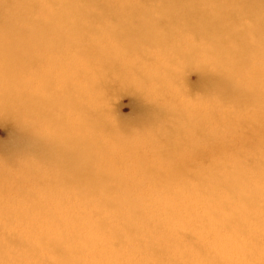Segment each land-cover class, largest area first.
I'll use <instances>...</instances> for the list:
<instances>
[{
	"label": "rangeland",
	"instance_id": "rangeland-1",
	"mask_svg": "<svg viewBox=\"0 0 264 264\" xmlns=\"http://www.w3.org/2000/svg\"><path fill=\"white\" fill-rule=\"evenodd\" d=\"M37 1L39 6H33L29 18H41L45 24L58 21L46 15L57 13L60 3ZM88 1L76 0L72 7L75 13L86 15L79 20L80 26L97 29L89 40L96 42L102 54L93 66L81 64V58L66 50L72 40L67 36L0 37V44L25 43L0 46V105L7 108L0 114V264H60V259L72 264H264L263 63L253 61L251 72L255 78L252 93L260 92L259 97L241 102L231 95L218 103L209 94L212 86L203 82L206 75L197 68L214 52L211 44L193 38L189 30L176 32L180 37L176 48L188 50L187 63L195 65L188 69L172 47L160 49L148 41L143 45L132 41L151 39L157 25H187V21L204 18H223L226 26L231 19H240L243 30L251 17L264 18L260 7L259 15L246 12L252 5L264 6V0H164L167 23L159 22V12L150 4L144 20L141 0L131 3L136 12L131 18L136 21L117 17L91 21L90 16L102 15V9L112 13L120 0L112 5L109 0H92L95 6ZM0 3L12 8L9 16L20 26L13 15L18 13L17 0ZM212 8L226 13L200 14ZM79 17H70V22ZM142 24L149 28L142 33L117 30L108 39L104 35L110 32H101L102 27ZM94 71L109 84L99 94L102 117L97 119L108 125L102 136L97 133L102 143L110 141V130L121 129L120 135L133 133L146 140L181 143L182 159L153 164V170L163 171L162 190L166 188L168 194L155 192V179L144 174L143 165L119 156L102 164L104 172L101 169L97 176L101 187L87 196L66 188V183L73 182L68 162L81 160L80 74L91 76ZM207 73L217 74L212 66ZM161 76L173 79L162 83V99L168 100L162 104V113L156 110L161 105L154 106L152 101L159 90L144 80ZM197 81L202 86L199 89L193 87ZM235 83L231 82V88ZM241 87L246 90L247 83ZM142 108L147 109L146 115ZM187 108L199 113L201 122L195 128ZM208 108L213 112L208 113ZM212 116L214 121L203 125ZM20 117L27 124V131L21 134L14 131ZM178 117L186 120L180 124ZM242 121L248 124L241 127ZM174 126L180 132H171ZM68 148L73 156L66 154ZM106 148L110 150L112 144L107 143ZM134 156L149 159L150 153L141 148ZM92 158L91 171L101 164L98 155ZM185 164L187 175L168 183L172 171L184 169ZM211 170L221 179L227 172L234 177L233 183L210 182ZM105 201L118 209H100ZM127 209L133 211L136 223ZM227 220L235 223L234 228L226 225ZM130 223L136 224L131 239ZM57 240L63 243L55 244Z\"/></svg>",
	"mask_w": 264,
	"mask_h": 264
},
{
	"label": "bare ground",
	"instance_id": "bare-ground-1",
	"mask_svg": "<svg viewBox=\"0 0 264 264\" xmlns=\"http://www.w3.org/2000/svg\"><path fill=\"white\" fill-rule=\"evenodd\" d=\"M76 0H47V2L52 3H60V10L57 13L48 12L46 17H49L50 19L58 20L54 22L53 24H45L42 19L38 20H32L29 18V13L31 11H34L33 6H39L37 0H17V7H18V13H13V15L17 16L14 17L17 21H20V26H18V23L13 20L11 16H9V13L12 11V8L8 5H5L4 3H0V37L1 36H15V37H33L36 34H40L42 36L50 35V34H59L63 36L70 37L72 40L67 42L66 50H71L72 54H76L79 58H81V64L87 63L88 66L95 65L96 61H98L99 55L102 53L97 50L96 42L90 41L89 36H92L97 29L95 26H87L82 27L78 23L80 19H83L86 15L84 12L75 13L73 11L72 5L75 4ZM115 0H109L108 4L112 5ZM169 3L176 2L177 0H167ZM132 0H120V5L117 9H114L112 13L106 12L104 9H102V15L99 16H90L91 21H103V20H110L115 17L119 21H136L133 20L131 17V14H136L135 8L131 9V3ZM136 2V1H135ZM164 0H141V12L143 14L144 20L147 18V12H148V4L154 6L157 8V11L159 12V22H169L166 21V13H164L162 5ZM88 4L90 6H95L92 3V0L88 1ZM24 5H30L27 6V8L22 9ZM116 6V5H115ZM251 6V5H249ZM257 7H260L264 10V6L259 5H252L247 13H251L254 16L259 15L256 14L258 12ZM120 11L119 14L116 15V13ZM210 12V13H207ZM244 12V11H242ZM208 14L209 16H223L226 12L219 11L217 12L215 8L208 9L206 12H201L200 14ZM198 13V15H200ZM77 15H80L78 19H76L75 22H70V17H75ZM89 21V20H87ZM114 21V20H110ZM200 21V22H198ZM174 23H178V21H173ZM230 26H226L224 23L223 18H204L203 20L200 19H194L192 21H187V25H178V24H172L167 23L163 25H167V27H163L161 25H157L162 28V30L159 27H155L153 29V36L152 38L148 39L145 38L139 39L138 41H134V43H141V45L146 44L145 42L148 41V44H152L154 46L159 47L162 49L163 47H172L173 54L177 58L183 61L184 64L188 67V69H193L195 67L192 63H187L189 58L188 50H182V48H176L177 41H179L180 37L176 36L179 32H182L184 29L189 30L190 32H193L191 36L196 39H202L203 41L208 42L212 45L213 51L212 53H208L206 55V60L203 61V64L198 68L199 72H202L206 76L203 77V82H209V84L212 86L211 91L209 94L214 97V99L218 103H224L223 101L226 99V97H230L231 95H234V100H238L241 102H245L251 99H255L260 96V92H255V95H253V87L252 81L255 80V78L251 75V72L253 71V61L263 63L264 65V18L261 17H251L250 23L248 25V28H245L241 30V24L240 19H231L230 20ZM64 23H70V24H64ZM191 27V28H189ZM193 28V29H192ZM105 29V30H103ZM139 32L143 30H148L149 28L146 27L145 24H142L140 26L132 27L128 25H123L118 28L109 29L102 27L101 32H110L109 36L105 34L104 36H107L108 39L115 36L117 33V30L126 32L128 30H131V32H136L137 30ZM163 31V32H162ZM164 31H167L164 33ZM196 32V33H195ZM142 33V32H141ZM247 34H250L252 37L250 38ZM121 36V35H119ZM82 40L78 41V38H81ZM140 37V36H139ZM125 39V38H118ZM129 40V39H128ZM78 41V42H77ZM115 41V40H113ZM5 46H16L20 44H25L22 42H2ZM80 43V45H79ZM26 44H33L32 42H28ZM85 47V48H84ZM99 49V48H98ZM215 53V54H213ZM194 55V53H191ZM91 58V59H90ZM211 66L215 69L217 74H211L209 75L208 70L211 68ZM113 71H115L113 69ZM193 71V70H191ZM99 71H94L93 75H85L82 76V73L80 74V90H81V96H80V117L83 120L82 122V139H81V145H80V155L81 160L79 163H72L68 162V165L70 166L71 170L68 172L70 176L72 177L73 182L70 184L66 183V188L73 189V191H79V196H87L90 192L94 191L98 187H101V185L98 183L97 176L100 172H104L102 169L103 163L112 160H116L118 156L121 159H132L138 162L139 164L143 165L144 167H141L144 169V174L148 177H151L152 179H155V185L156 188L155 192L162 195L168 194L166 193V188L163 191L162 190V178H166L164 176L163 171L161 170H153L155 163H161L162 162H174L178 161L179 158L182 159V150H181V143L180 142H156L155 140H146L145 138H142L138 135H135L133 133L129 134H122L120 135V131H112L110 130V141L102 143V139L100 140L98 137V132L102 136V131L107 128L108 125L103 123L102 121L98 120L97 117H102L101 112H98L100 110V101L101 97L99 94H102V90H105L109 87L108 83H105V77L101 74L99 75ZM196 72V71H193ZM196 72V73H199ZM144 79V78H143ZM146 82L153 84L158 90L159 93L156 96H152L153 105L160 104L161 107L158 110L162 113V104H167V99H162V83H169L172 81V77L168 78H162V76L159 79H155L153 77H148V79H144ZM113 81V80H112ZM237 84L236 86L232 87L230 86L231 82H235ZM246 82L247 88L246 90H243L241 87V83ZM114 83V82H113ZM193 87H196L199 89V87H202L195 83ZM249 89V91H248ZM200 92V90L198 91ZM84 99H87L84 101ZM233 101L231 104L237 105V103ZM86 102V104L84 103ZM230 104V103H229ZM7 110L6 107H1L0 105V114L5 113ZM188 112H190V122H194V128L200 124L201 121L199 120V113L187 108ZM142 112L146 115L147 109L142 108ZM213 109L208 108V113H212ZM172 116H176L177 113L170 112ZM188 116V115H187ZM25 117H20L15 122V128L14 131L21 134L26 132L27 130V124L26 121H24ZM198 119V120H197ZM210 119V118H209ZM186 120L184 118L181 121ZM178 121H180L178 117ZM180 121V124H181ZM210 121H214V117L212 116L211 119L208 121V125ZM248 124L247 121H242L241 127H245ZM231 125V124H229ZM29 129L33 130V128ZM110 127V126H109ZM178 126H174L171 129V132L178 133L179 131ZM121 136V138H120ZM86 137V138H85ZM111 143L112 148L108 150L106 148V144ZM114 147V148H113ZM148 149V152L150 153L149 159H144L140 157H135L134 155L136 152H140V149ZM65 152H68L66 154H70L73 156V151H71L69 148L65 150ZM98 155L99 159L101 160V164L97 166L93 171L90 170L91 163L93 162V156ZM121 155V156H120ZM67 165V166H68ZM188 164L184 165V169L174 170L169 175V180L167 181L170 183L172 181L171 178H179L187 175V171L185 170V167H187ZM189 167H192V163ZM102 169V171H101ZM65 172V180L69 178L68 173ZM193 178H196V175H192ZM209 181L212 183H225L230 184L233 183L234 177L227 172L225 173V177L221 179L215 170H211L210 174L208 176ZM68 180V179H67ZM164 182V181H163ZM164 182V184H168ZM110 197V196H108ZM117 206L120 208V205L116 203ZM174 204V203H171ZM100 209H108V210H114L118 209L113 203L105 201L101 203ZM130 215V220H135L136 218L134 214H132L133 211L130 209H127ZM132 222V221H130ZM226 225L231 228H234L235 223H231L230 221L225 222ZM132 227L129 230L128 238H132L134 234V230L136 227V224H132ZM235 232V230L233 229ZM62 240H57L55 244H62ZM57 263V262H56ZM55 263V264H56ZM60 264H72L71 261H62L60 259Z\"/></svg>",
	"mask_w": 264,
	"mask_h": 264
}]
</instances>
